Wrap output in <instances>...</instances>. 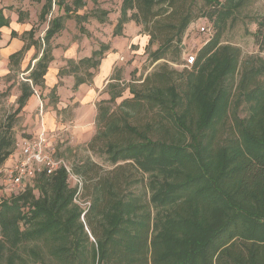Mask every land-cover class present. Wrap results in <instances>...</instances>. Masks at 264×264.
<instances>
[{
  "label": "trees",
  "instance_id": "16d2710c",
  "mask_svg": "<svg viewBox=\"0 0 264 264\" xmlns=\"http://www.w3.org/2000/svg\"><path fill=\"white\" fill-rule=\"evenodd\" d=\"M200 2L122 0L113 36L134 20L149 37L147 49L157 45L150 64L165 62L130 84L129 97L109 84V99L97 103L87 149L99 150L112 169L88 157L69 165L87 210L74 202L77 189L63 168L43 169L17 190L0 185V264H264V14L250 18L257 54L247 56L221 39L250 0ZM53 4L64 15L47 22L42 39L24 32L21 40L29 41L8 58L11 68L30 47L36 51L14 114L42 85L50 41L73 12L45 0L40 19ZM203 20L212 22V35L193 65L184 67L183 57L181 71L170 68L166 61L179 62L189 25ZM8 25L0 16V28ZM108 49L102 45L79 66L96 70ZM84 82L76 75L73 89ZM11 131L10 122L0 126V165L13 149Z\"/></svg>",
  "mask_w": 264,
  "mask_h": 264
},
{
  "label": "rangeland",
  "instance_id": "374dc122",
  "mask_svg": "<svg viewBox=\"0 0 264 264\" xmlns=\"http://www.w3.org/2000/svg\"><path fill=\"white\" fill-rule=\"evenodd\" d=\"M61 1L62 5L71 7L73 12H71L70 16H64L63 28L50 41L53 59L49 64V68L53 66L55 73L63 71V74L58 75L60 79H63V83L59 82L58 86L64 85L69 89L71 85H74L76 75L86 81L91 80L88 73L93 70H87L82 65L79 66L78 61L88 58L93 51H98L102 45H107L109 49L115 47L113 52L118 55V65L115 68L113 77L117 78L118 82H113L112 84H118L119 89H123L122 98L130 96L128 93L130 84H137V79L143 78L147 73L152 72L165 62V60H160L157 63L150 64L149 53L154 51L157 45L147 49L149 37L145 34L143 26L134 20H128L123 25L121 34L113 36L114 28H116L120 17L122 0H84V6L78 9L74 8L72 0ZM218 1L221 3L225 2V0ZM197 2L198 5L195 7H201L202 2L200 0H197ZM44 3L45 0H0V16L9 22L8 27L0 28V93L6 92V96L0 101V126H6L10 122L12 124L11 137L14 140L12 152L5 162L0 165V168L2 166H10L14 161L16 162L19 155L17 147L19 142L23 139L34 137L40 131L36 129L41 126V120L43 119V117L36 116L40 105L42 104L44 111L46 108L51 109L55 103H58L57 85L53 88L47 86L46 77L48 76L45 75L42 85L34 87L35 96L38 97V101L41 104L37 105L32 111L25 113L26 103L21 112L14 114L18 106L17 98L20 94L19 83L27 76L26 69L28 65L31 63L32 66L35 63L32 59L36 51L34 47H30L19 59L18 64L13 65L11 68L8 66L9 56L19 51L24 45V41H29L27 35L23 36L21 40L24 32L33 29L34 39H42L47 28V22L56 16L64 15L63 9L58 10V6L53 4L49 14L46 16V20L40 19ZM19 13L21 15L18 20ZM75 14L83 18H75ZM130 14L131 12H128V15ZM263 14L264 0H250V4L238 14L235 24L224 32L221 43L239 47L243 55L257 54V48L251 37V33L256 26L250 21V18H257ZM200 26L201 21L189 25L182 44L184 52L181 53L179 62L166 61L170 68L181 71L183 69V57L188 54H196L201 45L208 39L206 34L199 32ZM10 31H15L17 38H11L9 35ZM109 49L103 54L108 53ZM260 56L263 55L260 54ZM74 66L78 68L76 72L73 69ZM66 72L68 74H65ZM69 77L71 80H68ZM120 101L121 98L117 99L116 103ZM244 113L243 108H240L239 114L242 116ZM84 114L86 116H82L83 120L81 121L80 119L78 124L80 122H88L92 117V112L88 113L84 110ZM10 117H12L11 120L9 119ZM67 118L68 114L64 115L61 113L60 115V112H58V124H64L62 125L64 128L69 126L73 129V123H70L71 117L68 123H64ZM64 128L57 129V133L60 132L58 135L54 133L55 131L51 133L48 130H44L49 139L48 144L51 146L52 157L63 159L71 167L74 161L82 162L88 157L100 165L103 170L112 169L105 162V155L98 152L99 150L96 153H92L87 149V144L92 137L88 141H77L73 139L69 130ZM94 128L96 129L95 124ZM1 184L3 183L0 178Z\"/></svg>",
  "mask_w": 264,
  "mask_h": 264
},
{
  "label": "crops",
  "instance_id": "0c3cea01",
  "mask_svg": "<svg viewBox=\"0 0 264 264\" xmlns=\"http://www.w3.org/2000/svg\"><path fill=\"white\" fill-rule=\"evenodd\" d=\"M113 50H115V47L110 48L109 52L104 54L103 59L101 60L96 70L92 71L93 77L91 78V80L78 85L75 89H73V85H71L69 89H67V87H65L64 85L58 86L59 82L61 83L63 79H60V77L56 75L57 73H55V69L53 66L49 68L46 74V76H48L46 77V85L50 88H53L55 85H57L59 96L58 103H55L51 109L46 108L43 111L42 104L39 103L38 97L34 94L28 100L26 109L24 110L25 113H28L35 109L37 105L39 106V104H41L39 109H37L38 114H36V116H39L40 118L43 117V119L41 120V126H38L36 128L40 130L38 131V133L44 130H48V132L51 133L55 131L54 133H57V129L64 128L62 126L64 124L59 125L57 122L58 112H60V115L61 113H63L64 115L68 114V118L65 119L64 123H68L69 118L71 117L70 123H73V129L69 126H66L64 129L69 130V133H71L73 139L77 141L90 140L95 130L94 124L97 114V103L102 100H108V85L112 84L113 82H118L115 77H113L115 68L118 65V55L116 52H113ZM89 57L90 56H88V58ZM68 80H71L70 77L68 78ZM84 110L88 113L92 112V117L88 120V122H80V124H78V121L80 119L81 121L83 120L82 116H86V114H84ZM58 134H60V132L57 133V135Z\"/></svg>",
  "mask_w": 264,
  "mask_h": 264
},
{
  "label": "built area",
  "instance_id": "2783aa9c",
  "mask_svg": "<svg viewBox=\"0 0 264 264\" xmlns=\"http://www.w3.org/2000/svg\"><path fill=\"white\" fill-rule=\"evenodd\" d=\"M199 32L206 34L208 39L212 35V26L208 21L201 22ZM207 39V40H208ZM206 40V41H207ZM195 54H188L184 57V67H191L194 63ZM49 139L44 131H41L34 137L23 139L17 145L19 155L17 161L13 162L10 166H2L0 168V178L2 183L10 190H17L22 185L33 179L36 173L46 169L48 173H53L59 168H63L69 177L70 182L77 189L74 197V202L81 208L87 210L89 207L88 202H82L78 199L81 189V181L78 177L74 176L70 167L61 159L52 157L48 144ZM83 217V214L81 218Z\"/></svg>",
  "mask_w": 264,
  "mask_h": 264
}]
</instances>
